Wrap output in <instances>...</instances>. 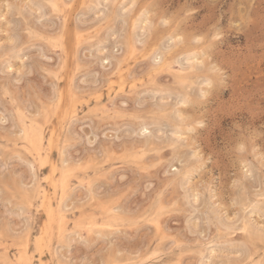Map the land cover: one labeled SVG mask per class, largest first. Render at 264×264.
<instances>
[{"label": "rangeland", "instance_id": "374dc122", "mask_svg": "<svg viewBox=\"0 0 264 264\" xmlns=\"http://www.w3.org/2000/svg\"><path fill=\"white\" fill-rule=\"evenodd\" d=\"M98 1L0 0V264H264V0Z\"/></svg>", "mask_w": 264, "mask_h": 264}, {"label": "snow or ice", "instance_id": "6c2138e0", "mask_svg": "<svg viewBox=\"0 0 264 264\" xmlns=\"http://www.w3.org/2000/svg\"><path fill=\"white\" fill-rule=\"evenodd\" d=\"M29 3H31V0H29ZM33 6L39 7V5H33ZM7 7H8V11L11 12L12 9H13V5L9 4ZM24 7H25V10H26L27 5H25ZM49 7H51L53 10L59 11L61 5H59V4L55 3V2H52V3L49 4ZM62 7L65 8V9L74 7L73 0H68V2H66V3H64L62 5ZM125 10H127V7L126 6H125ZM5 15H7V13ZM141 23L144 25V27H143L142 30H138V32H139V37L138 38H139V40L143 41V40L149 38V33L151 31L152 24H151V21L150 20H141ZM244 23H245V21L242 20L240 26L243 27L244 26ZM28 35H29V37H34L36 39H43V37L39 36L38 34L33 33L31 30H29ZM173 37L165 36L163 39H161L159 41V49L160 50L157 51V53H156L157 57L161 55V52L172 53V51H173V45L174 44H177V41L182 42L184 40V37L179 36L177 33H173ZM77 39H79V37H77ZM203 40H204V37H200L197 34V40H196V42L197 43H200ZM0 47H4V46L3 45H0ZM159 63H160V61L157 59L156 60V64L158 65ZM197 63L200 66H203L206 63V58L203 59V60H198ZM185 67H187V65H185ZM161 107H163V106H161ZM162 114H164V113H162ZM164 115H166V114H164ZM173 116H174V114H173ZM262 131H264V129H262ZM245 144H246V141L241 142L239 144V146H238V150L241 151V152H243L245 150ZM258 161H259V164H260L261 171L264 172V155L260 156L258 158ZM245 172L249 176L252 175L251 173H248V170L247 169H245ZM237 185H238V181H235L234 180L233 183H232V188L233 189H236ZM261 202H262V204H264V195L261 196ZM262 215H264V213H262ZM261 237H262V240H264V231L261 232ZM171 247L178 248V247H181V245H177L173 241Z\"/></svg>", "mask_w": 264, "mask_h": 264}, {"label": "bare ground", "instance_id": "6f19581e", "mask_svg": "<svg viewBox=\"0 0 264 264\" xmlns=\"http://www.w3.org/2000/svg\"><path fill=\"white\" fill-rule=\"evenodd\" d=\"M64 1H65V0H64ZM96 1H97V0H96ZM100 1H101V0H100ZM100 1H98V3H99ZM115 1H116V0H115ZM74 4H75V3H74ZM92 4H93V3H92ZM76 5H77V4H76ZM68 9H69V8H68ZM71 12H72V11H71ZM71 12H70V13H71ZM116 12H117V11H116ZM72 13H73V12H72ZM74 14H75V13H74ZM130 19H131V18H130ZM68 21H69V20H68ZM138 22H139V21H138ZM67 23H68V22H67ZM134 23H135V22H134ZM66 27H67V25H66ZM133 28H134V27H133ZM64 34H65V33H64ZM77 34H78V33H77ZM81 35H82V34H81ZM132 37H134V36H132ZM131 39H132V38H131ZM63 41H64V40H63ZM63 41H62V42H63ZM62 42H61V43H62ZM135 42H136V41H135ZM133 43H134V42H133ZM134 44H135V43H134ZM143 44H144V42H143ZM62 45H63V44H62ZM128 46H129V45H128ZM136 46H137V45H136ZM134 49H136V48H134ZM141 49H142V48H141ZM141 49H140V50H141ZM146 49H147V48H146ZM158 50H159V49H158ZM137 52H138V51H137ZM155 53H156V52H155ZM64 54H65V53H64ZM196 54H197V53H196ZM65 55H66V54H65ZM139 55H140V54H139ZM141 55H142V54H141ZM66 56H67V55H66ZM137 56H138V55H137ZM155 56H156V54H155ZM155 56H154V58H156ZM62 57H63V55H62ZM64 57H65V56H64ZM205 58H206V57H205ZM157 59H158V58H157ZM196 59H197V58H196ZM155 61H156V60H155ZM195 61H196V60H195ZM195 61L193 62V64H196ZM172 63H173V62H172ZM159 64H160V63H159ZM173 64H175V63H173ZM193 64H191V65H193ZM197 64H198V63H197ZM128 65H129V64H128ZM168 66H169V65H168ZM189 67H190V65H189ZM127 68H128V67H127ZM171 68H172V67H171ZM193 68H194V67H193ZM202 68H203V67H202ZM150 69H151V68H150ZM168 69H170V68H168ZM200 69H201V68H200ZM65 70H66V69H65ZM191 71H192V70H191ZM196 71H197V70H196ZM169 72H170V70H169ZM179 72H180V75H181V71H179ZM187 72L189 73L190 71L187 70ZM194 72H195V71H194ZM194 72H193V73H194ZM204 72H205V71H204ZM120 73H121V71H120ZM185 73H186V72H185ZM193 73H192V74H193ZM59 74H60V73H59ZM65 74H66V73H65ZM121 74H122V73H121ZM176 74H177V73H176ZM196 74H197V73H196ZM199 74H200V73H199ZM199 74H198V75H199ZM60 75H61V74H60ZM188 75H189V74H188ZM67 76H68V75H67ZM182 76H183V75H182ZM72 77H73V76H72ZM122 77H123V75H122ZM124 77H125V76H124ZM175 77H176V76H175ZM63 78H64V76H63ZM173 78H174V77H173ZM67 79H68V78H67ZM110 79H111V78H110ZM63 80H64V79H63ZM125 80H126V79H125ZM64 81H65V80H64ZM71 81H72V79H71ZM67 83H68V82H67ZM72 83H73V82H72ZM126 84H127V83H126ZM65 86H66V85H65ZM112 86H113V85H112ZM59 88H60V87H59ZM66 89H67V87H66ZM66 89H65V91H66ZM127 89H128V88H127ZM72 90H73V89H72ZM112 90H113V89H112ZM72 92H74V91H72ZM65 93H66V92L63 93V96H67V95H64ZM68 93H69V92H68ZM68 93H67V94H68ZM78 93H79V92H78ZM84 93H85V92H84ZM56 94H58V93H56ZM73 95H74V94H73ZM61 96H62V95H61ZM55 97H56V96H55ZM74 99H75V98H74ZM52 100H53V99H52ZM67 100H68V99H67ZM69 100H70V98H69ZM87 100H88V98H87ZM101 100H102V99H101ZM60 101H61V100H60ZM62 101H63V100H62ZM63 102H64V101H63ZM68 102H69V101H68ZM97 102H98V101H97ZM94 103H95V102H94ZM94 103H93V104H94ZM76 104H77V103H76ZM96 104H98V103H96ZM80 105H81V104H80ZM104 105H105V103H104ZM109 105H110V104H109ZM59 106H60V105H59ZM65 106H67V105H65ZM76 106H77V105H76ZM92 106H93V105H92ZM92 106H91V107H92ZM105 106H106V105H105ZM88 107H89V106H88ZM109 107H110V106H109ZM65 108H66V107H65ZM75 108H77V107H75ZM97 108H98V107H97ZM106 108H108V107H106ZM66 109H68V107H67ZM86 109H87V108H86ZM110 109H111V108H110ZM38 110H39V109H38ZM62 110H63V109H62ZM79 110H80V109H79ZM94 110H96V109H94ZM99 110H100V109H99ZM103 110H104V109H103ZM87 111H88V110H87ZM24 112H25V111H24ZM24 112H23V113H24ZM37 112H38V111H37ZM58 112H59V111H58ZM64 112H65V111H64ZM28 113H29V112H28ZM50 113H51V112H50ZM55 113H56V112H55ZM66 113H67V111H66ZM96 114H97V113H96ZM179 114H180V113H179ZM20 115H21V114H20ZM32 115H33V114H32ZM37 115H38V114H37ZM41 115H42V113H41ZM74 115H75V114H74ZM101 116H102V115H101ZM39 117H40V116H39ZM39 117H38V118H39ZM52 117H53V116H52ZM54 117H56V115H55ZM63 117H64V116H63ZM66 118H67V117H66ZM183 119H184V118H182L181 122L186 123V122H187V121H185L186 119H185V120H183ZM59 120H60V118H59ZM22 121H23V120H22ZM33 121H35V120H33ZM37 122H38V121H37ZM179 122H180V120H179ZM65 123H66V122H65ZM24 124H25V123H24ZM44 124H45V123H44ZM50 124H51V123H50ZM56 124H57V122H56ZM59 124H61V123H59ZM71 124H72V123H71ZM186 124H187V123H186ZM45 125H46V124H45ZM187 125H188V124H187ZM50 126H51V125H50ZM57 126H58V125H57ZM57 126H56V127H57ZM67 127H68V126H67ZM67 127H66V129H67ZM70 127H71V126H70ZM24 128H25L24 131L26 130V131H25V134H24V138L27 139V141H31L32 138H35V141H36L38 144H42V142H44L43 139L45 138V136H44V138H43L41 132H38V133H35V132H34V133H33L31 130H27L26 127H24ZM57 128H58V127H57ZM185 128H187V127H185ZM180 130H181V129H180ZM183 130H184V129H183ZM186 130H187V129H186ZM45 131H46V130H45ZM20 132H21V131H20ZM54 132H55V131H54ZM54 132H52V133H54ZM59 132H60V131H59ZM179 132L182 133L181 131H179ZM47 133H48V131H47ZM18 134H20V133L18 132ZM56 135H57V134H56ZM181 135H182V134H181ZM53 137H54V136H53ZM18 141H20V140H18ZM23 141H24V140H23ZM66 143H67V142H66ZM166 143H167V142H166ZM166 143H165V144H166ZM166 145H167V144H166ZM168 145H169V144H168ZM52 146H53V145H52ZM52 146H51V147H52ZM156 146H157V145H156ZM164 147H165V146H164ZM37 148H38V146H37ZM45 148H46V147H45ZM49 149H50V148H49ZM58 149H59V148H58ZM62 151H63V150H62ZM47 152H48V151H47ZM41 155H42V154H41ZM33 156H34V155H33ZM36 156H37V155H36ZM49 156H50V155H49ZM63 156H64V155H63ZM52 157H53V156H52ZM49 158H50V157H49ZM60 158H61V157H60ZM61 159H62V158H61ZM64 159H65V158H64ZM48 160H49V159H48ZM43 162H44V161H43ZM63 162H64V161H63ZM45 163H46V162H45ZM45 163H44V164H45ZM65 163H66V162H65ZM71 163H72V162H71ZM47 164H48V162H47ZM51 165H53V164H51ZM52 167H54V165H53ZM52 167H51V168H52ZM67 168H68V167H67ZM52 169H54V168H52ZM52 169H51V170H52ZM175 169H176V168H175ZM54 170H55V169H54ZM54 170H53V171H54ZM58 171H59V169H58ZM86 171H87V170H86ZM177 171H178V170H177ZM54 172H55V171H54ZM76 172H77V171H76ZM51 173H52V172H51ZM54 174H55V173H54ZM73 174H74V173H73ZM82 174H84V173H82ZM174 174H175V173H174ZM50 175H51V174H50ZM63 175H64V174H63ZM76 175H78V174H76ZM45 176H46V175H45ZM54 176H57V175H54ZM77 177H78V176H77ZM80 177H81V176H80ZM174 177H175V176H174ZM55 178L57 179V177H55ZM64 178H65V177H64ZM72 178H73V176H72ZM78 178H79V177H78ZM46 180H47V177H46ZM69 180H70V179H69ZM71 180H72V179H71ZM71 180H70V181H71ZM85 180H86V179H85ZM48 181H49V179H48ZM63 181H64V180H63ZM63 181H62V182H63ZM52 182H53V181H52ZM62 182H61V183H62ZM67 182H68V181H67ZM67 182H64L63 184H64V185H68V183H71V182H68V183H67ZM65 183H67V184H65ZM65 187H66V186H65ZM65 187H64V188H65ZM61 188H62V187H61ZM90 188H91V187H90ZM89 191H91V190H89ZM89 193H90V192H89ZM49 194H50V193H49ZM59 195H60V194H59ZM259 195H260V194H259ZM262 195H264V193L261 194V196H262ZM257 198H258V197H257ZM51 201H52V200H51ZM51 201H50V204H51ZM95 203H96V202H95ZM64 204H65V203H64ZM92 205H93V204H92ZM97 205H98V204H97ZM62 207H63V206H62ZM63 208H64V207H63ZM64 209H66V208H64ZM60 210H61V209H60ZM78 211H79V210H78ZM85 214H86V213H85ZM92 214H93V213H92ZM113 215H114V214H113ZM92 216H93V215H92ZM51 217H52V216H51ZM111 217H112V216H111ZM116 217H117V216H116ZM116 217L114 216V218H116ZM51 219H52V218H51ZM70 219H71V218H70ZM44 222H45V221H44ZM48 222H49V221H48ZM51 222L53 223L54 221H51ZM66 223H67V221H66ZM116 223H117V222H116ZM118 223H119V221H118ZM118 223H117V224H118ZM53 224H54V223H53ZM73 224H74V223H73ZM90 224H91V223H90ZM90 224H89V225H90ZM104 224H105V222H104ZM29 225H30V224H29ZM48 225H50V224H48ZM109 225H110V224H109ZM109 225L107 224V227H108ZM244 225H245V224H244ZM247 225H248V224H247ZM52 226H53V225H52ZM245 226H246V225H245ZM50 227H51V225L49 226V228H50ZM49 228H48V229H49ZM51 228H52V227H51ZM76 228H77V227H76ZM163 228H164V227H163ZM248 228H249V227H248ZM248 228H246V229H248ZM227 229H228V228H227ZM41 230H42V229H41ZM42 231H43V230H42ZM51 231H52V230H51ZM248 231H249V230H248ZM251 231H252V229H251ZM47 232H48V231H47ZM160 232H161V230H160ZM50 233L52 234V232H50ZM67 233H68V232H67ZM249 233H250V232H249ZM260 234H261V233H260ZM260 234H257V237H258V235L260 236ZM158 235H160V234H158ZM250 235H251V234H250ZM252 235H253V234H252ZM18 236H19V235H18ZM37 236H38V235H37ZM14 237H15V236H14ZM43 237H44V235H43ZM257 237H256V239H257ZM260 237H261V236H260ZM48 238H49V235H48ZM50 238H51V236H50ZM258 238H259V237H258ZM39 239H40V238H39ZM261 239H262V238H261ZM14 240H15V239H14ZM16 240H18V239H16ZM53 240H55V239H53ZM53 240H52V241H53ZM259 240H260V239H259ZM5 243H6V242H5ZM9 243H10V242H9ZM22 243H23V242H22ZM25 243H26V242H25ZM51 243H52V242H51ZM162 243H163V242H162ZM10 244H11V243H10ZM41 244H43V243H41ZM24 245H25V244H24ZM26 245H27V243H26ZM26 245H25V246H26ZM164 245H165V244H164ZM161 246H162V245H161ZM51 247H52V246H51ZM153 249H154V248H153ZM40 250H41V248H40ZM4 251H5V249H4ZM152 251H153V250H152ZM150 252H151V251H150ZM153 254H154V253H152V255H153ZM152 255H151V256H152ZM248 258H249V257H248ZM5 259H6V258H5ZM40 259H41V257H40ZM125 259H126V258H125ZM125 261H126V260H125ZM142 261H144V260H142ZM48 262H49V260H48ZM44 263H46V262H44ZM116 264H117V263H116Z\"/></svg>", "mask_w": 264, "mask_h": 264}]
</instances>
